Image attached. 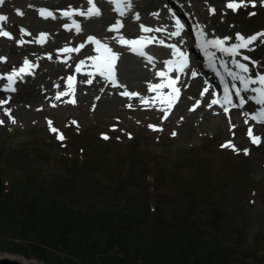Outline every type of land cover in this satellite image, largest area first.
Masks as SVG:
<instances>
[{"label": "trees", "instance_id": "1", "mask_svg": "<svg viewBox=\"0 0 264 264\" xmlns=\"http://www.w3.org/2000/svg\"><path fill=\"white\" fill-rule=\"evenodd\" d=\"M91 144L94 153L82 148L75 159L64 150L65 171L33 146L18 149L27 156L13 164L0 159L3 251L45 264H262L259 237L254 252L244 236L223 244L220 224L227 217L210 221L203 212L210 205L178 169L168 176L159 157L137 153L133 142L128 152L117 140ZM160 179L174 189L171 197L152 188L149 180L160 186Z\"/></svg>", "mask_w": 264, "mask_h": 264}, {"label": "rangeland", "instance_id": "2", "mask_svg": "<svg viewBox=\"0 0 264 264\" xmlns=\"http://www.w3.org/2000/svg\"><path fill=\"white\" fill-rule=\"evenodd\" d=\"M178 1L192 9L193 18L200 25L205 26L204 30L207 34L212 32L213 35H231L235 38L237 33L245 37L254 32L264 31V7L260 6L259 0H257L256 8H252L251 6L246 9L242 8L241 13L237 14L228 11L225 6L230 0H206V2H209V6L217 9L215 15L209 14L205 0ZM144 2L147 3V0H144ZM61 3L63 6L70 4L75 6L83 5L85 9L88 7L84 3V0L81 3L75 0H62ZM21 4L20 0H6L5 5L0 7V14L13 11L11 15L7 13V16L17 23L21 17L18 18L15 15V8H19L18 5ZM159 7L161 8L160 2L154 6V10L148 6L142 8V12L143 9L147 10V14L144 15L149 16L155 21L150 13L156 11ZM22 11H25L26 15L30 11L34 14L35 18L37 17L41 20L36 15V12L31 9L27 8V10L24 9ZM253 11L257 14L249 16L248 13ZM12 15H15V17H12ZM26 15L22 19H25ZM89 23L97 25V22L94 21ZM156 23L157 21L154 24ZM9 24L11 25L12 23ZM18 24L27 25L22 22ZM101 24H104L102 20ZM87 26L86 24L87 34L102 35V33H99V28H95L96 32H92L88 30ZM36 30L34 28L31 30V35L34 34V37H37L43 31ZM62 38L60 37L58 40ZM5 44L7 43L5 42ZM14 44V42H11V45L14 46ZM48 50L50 49L44 48L43 54L49 52ZM2 53L4 52L1 51L0 55ZM252 55L255 61H260L264 64V44H261L260 40L255 43V50ZM24 58L25 56L19 57L18 61H23ZM17 64L11 65L10 59L8 63L9 67L5 70H10ZM45 70L46 68L44 67L43 71ZM254 70L264 72V67ZM121 75V80L124 82L122 69ZM38 79L34 80L31 88L26 85L23 90L24 94H28L36 89L37 101L31 102L30 100H26L22 106L25 108V111H33L35 115L29 121H20L18 119L20 123H17V125L10 126L8 124L0 126L1 160H6L5 163L13 164L17 161L18 157L27 156V153L22 151L16 153V151H19L18 149L33 146L36 150H46L54 159L51 162L52 167L65 171L67 167V163L63 160L65 149L69 151L68 156L75 159L73 155L76 150L79 151L82 148H87L86 150L91 149L92 151L94 148H92L91 142L103 141V135L111 137V140L119 141L122 144L120 146L122 152L131 150L132 147H128L129 143H136L137 153L149 151L159 157L160 169L165 174L173 176L177 173L178 169L181 178L184 177L194 182L195 187L192 190L197 194L199 201H204L210 205L208 207L203 206V212L205 210L210 212L207 215L210 221H216L219 216H223V218L227 217L220 224V233L226 234L227 237L226 240H223L224 237H222L223 244H230L233 241L239 242L245 237L243 240L245 246L253 249L254 252L257 246L254 244V240L259 237L258 256L259 258L263 257L262 264H264V140L260 145V149L250 146L245 136V127L238 122L239 116L232 118L231 123L223 117L219 121L220 117L213 116L215 118L214 121H219L220 123L219 130L204 129L200 121L201 113H198L197 116L185 114L188 111L189 103L192 101L185 99V109H180L176 123L170 122L168 129L163 134H159L156 131H150L148 127L150 122H159L158 117L154 119V114L131 112L128 110L111 113L109 108H100L103 97H100V100H97L96 97L102 95V92L100 93V90L95 85H81L77 90L78 94L72 98V100H75V104L70 107L69 104L71 103H67L68 105L58 104L61 100H55L54 94L56 91L51 90L52 85H49L48 89L51 91L47 99L45 91L48 89L45 86H36ZM124 84L127 88H135L132 84ZM24 94H20L16 98L23 97ZM185 94L187 96V92ZM106 95L107 97H112L111 95H114V93L109 92ZM107 97L105 96L104 98L107 99ZM66 101H69V99H66ZM53 104L56 107H52L51 105ZM67 108L72 112L71 114L65 112ZM37 109L40 110L37 111ZM42 109L44 110L41 111ZM122 109H125V101H123ZM181 117H183L184 123H182ZM48 121L52 122L51 126L56 128L57 132L53 133L51 131ZM73 121H76V124H73ZM231 125L238 126L237 135L233 137L231 134L236 133V131ZM186 129H193V131L185 134ZM173 131L177 133L175 138L171 137ZM74 132L80 135L74 136ZM129 134L132 137L131 139H129ZM59 135H63L65 140L59 141L57 139ZM224 142H231L237 151H234L232 148L222 151L225 150L221 147V144ZM245 149L248 150V155L241 154L240 156H235L232 154V151L243 153ZM29 150L26 152H29ZM70 150H73L72 153H70ZM111 150H113V147ZM95 151L96 149L92 152L94 153ZM97 152L99 156H103L101 154L104 151L100 150ZM199 173H201L200 179H192ZM4 181L7 183L9 180L5 178ZM149 182L152 188L153 186L155 188L159 187L162 191L161 193L168 197L172 196L174 189L161 179L160 186L153 184L151 180ZM241 227L245 229L244 234L240 232ZM2 240L0 239V242ZM0 252L9 253L3 251L1 247ZM33 260L39 261L42 264L44 263L42 260Z\"/></svg>", "mask_w": 264, "mask_h": 264}, {"label": "snow or ice", "instance_id": "3", "mask_svg": "<svg viewBox=\"0 0 264 264\" xmlns=\"http://www.w3.org/2000/svg\"><path fill=\"white\" fill-rule=\"evenodd\" d=\"M5 3L6 0H0V7H3ZM104 3L111 6L110 12L114 13V16H106L102 8L98 6L97 0H86V4L88 5L86 9H83V5L78 8H73L71 5H68L66 9L57 10H50L45 6L38 7L29 0L27 8L38 13L39 17L44 21H62L63 29L68 33H73L74 31V34L77 36L84 33V23L104 21V30L114 34L112 37L106 38L115 39L119 46L126 48L135 57L142 58L145 62V67L151 66L149 70L155 72V76L160 82H147V92L155 93V95L151 97L139 96L136 91H130L125 84L120 83L117 79V65L121 60L122 53L114 51L111 46L102 42V40L94 34L86 36L87 45L94 46L95 51V55L87 56V61H90V64L86 63L85 59H80L74 67V72L76 74L87 77V79L81 80L80 83L92 85L93 79L99 77L100 79L97 80V83L103 82V87L100 88L101 92H104L105 88L110 86L115 89H123V91L118 92V95L125 97L127 101H133L139 98L140 103L149 108H156L158 102L160 105L159 111L162 113L161 123H163L168 119L170 111L180 101L181 88L183 87L186 90L191 86L190 84H182V78L190 77L191 79H196L201 75L197 69L192 67L190 54L183 50L182 33L185 31V25L178 18H175L173 14L175 20L174 31H168V29L163 27L152 28L140 22V13L135 11L136 0H104ZM259 3L260 6L264 7V0H259ZM225 6L233 13H236L241 8L246 9L249 6L256 8L257 0H239V2H237V0H230ZM164 7H167V5H164ZM169 11L171 12V9H169ZM208 11L210 15H215L216 10L214 7L208 6ZM57 12L59 15H57ZM150 14L155 18H159L160 16L159 11ZM256 14L257 13L254 11L248 13L249 16H255ZM15 15L24 18L26 13L20 8H15ZM74 17L81 18V20L78 22ZM125 20H130L132 23L137 24L141 35L135 38H126L125 35L122 34V29L125 28ZM8 21L9 17L7 15L0 14V38L12 41L15 37L4 27ZM89 27L99 28L100 25L89 23ZM204 27L203 25H197L198 33L195 46L204 56L207 67L218 77L222 87V95L216 92L213 85L204 81L205 86L199 93V99H196L195 104L189 111H196L202 103L204 107L208 109H212L213 106L218 105L226 116L231 110L238 109L240 110L241 116L244 117L245 124H248L249 120H251L258 125H264V72L256 70L255 74H253L254 69L264 67V64L260 61L251 60L248 55L244 54V51L255 50V42L257 40H260V43L264 44V31L256 33L248 38L237 33L235 42L229 43V41L232 40L231 37H224L223 39L215 36L209 37ZM19 33L21 34V38L17 40L16 43L17 46L23 47L29 43V41H26L23 37L30 36L31 32L26 30L23 26H20ZM157 33H166L167 39H176L179 43L166 42V39L156 35ZM47 40L48 34L40 32L38 39L33 42L43 45ZM153 45L168 50L167 54L169 58L159 61V63L163 65L160 69L156 67L158 62L154 59V56L145 51L146 48ZM85 47L86 44L80 42L77 47L65 46L61 51L65 55L81 53ZM225 57L228 59H225ZM47 58L52 60L53 57L51 54H48ZM244 61L248 63H244ZM6 62V58L0 57V63ZM64 63L67 65V61H64ZM249 65H251V67ZM67 66L72 67V65ZM35 67L36 65L30 63V61L25 58L23 66L18 70L13 67L8 75H0V80L7 81L6 86L0 88V92L6 94L15 93L17 88L14 85L17 79L23 81L25 76H32L33 72L31 70ZM220 69H222V71H220ZM76 81V75H69L67 77V87L69 91L58 92L55 99L60 100L63 96L74 95ZM56 87H60V85H56ZM165 89L169 91L165 92ZM210 89H212L211 93ZM205 95L209 97L207 101L204 100ZM96 99L100 100V97L97 96ZM188 99L192 100L193 97L189 96ZM11 100V95L0 98V111H2L3 116L7 117L8 122L15 125L17 120L13 117L11 109L6 107ZM64 102L75 104V100ZM249 103L257 106L252 113L244 110L245 106ZM51 106L56 107L55 104ZM127 107L131 109L132 103H128ZM181 120H183V117H181ZM48 123L51 131L53 133L57 132V129L51 126L52 122L48 121ZM72 123L76 124V121ZM229 123H231L230 117ZM5 124L6 121L0 119V126H5ZM231 127L234 128L235 126L231 125ZM149 128L157 132L163 131L162 127H157L155 125H149ZM171 135L175 137L177 133L173 131ZM247 135L251 139V143L257 146L260 144V137L254 136L251 128L248 129ZM102 138L104 140L109 139L107 135H103ZM131 138L129 134V139ZM57 139L62 142L65 140V137L59 135ZM221 147L232 148L234 151H237L231 142H226L221 145ZM243 154L248 155V150H243Z\"/></svg>", "mask_w": 264, "mask_h": 264}, {"label": "bare ground", "instance_id": "4", "mask_svg": "<svg viewBox=\"0 0 264 264\" xmlns=\"http://www.w3.org/2000/svg\"><path fill=\"white\" fill-rule=\"evenodd\" d=\"M23 0H20L21 3ZM78 3H81L83 0H75ZM154 5H157L158 2L157 1H153L152 2ZM147 10L143 9V15L147 14L146 13ZM10 13H13V11H11ZM28 15H26L25 19L19 18L18 21L27 24V26H29L30 28H34L37 30H40L41 28H50V29H54L57 30V23H52V22H45L42 20H39L37 17H34V14H32V12H27ZM12 17H15V15H12ZM34 17V18H33ZM144 19L145 21L143 22V24H146L145 22H148L149 24H151L152 18H150L149 16L144 15ZM97 22V25H101V21H95ZM93 24V23H91ZM131 27H133L131 25ZM130 27V28H131ZM88 30L92 31V32H96V29L93 27H89V24L87 26ZM47 29V30H48ZM125 30H129V28H126ZM102 31V30H100ZM58 33L62 36H65V38L63 40H61V42H64L66 40H69L71 35L58 31ZM17 38H19L17 36ZM5 42L7 44H5ZM51 41L48 39V41L46 42L47 44H50ZM116 46V45H113ZM42 46L40 45H35L32 48L29 47H19V46H13L11 45V42L9 43V41H4V40H0V52H7L11 58V65H14L17 63L19 57L24 56L26 53H30V51L34 52V53H40L42 51ZM53 48L52 45L49 46V49ZM164 52H168L165 50H161ZM58 59V57H56ZM140 61L136 58H133L131 56H129L126 52H124L123 58H122V73H123V81L126 84H132L135 87V90H143L146 88V82L149 81L152 78V74L146 70L145 68L140 66ZM44 67L46 68L45 71H43V73L39 76L38 79V83L36 84V86H45V88H49V85H54V83H59L62 82L66 76L72 72V67H68L66 64H63L61 62H59V60L57 61V63L54 62H49L44 60L43 63ZM5 68L2 67V70H4ZM198 85H199V81H193L192 85L190 87V89L187 92V100L188 97H197L198 95ZM97 89L100 90L99 86H96ZM36 90V89H35ZM35 90L31 91L28 94H24L23 97H18L15 98L16 99V103L12 104V108L14 109V111L16 112V115L18 117V119L20 121H29L30 118L32 116L35 115V113L33 111H25V108L22 107L24 105V103L26 102V100H30L31 102H35L37 101L38 97L37 94H35ZM110 91H105L104 96H107L106 94H108ZM29 101V102H30ZM71 107V106H70ZM104 107L109 108L111 110V113H117V112H122L124 109L123 108V100L121 98H119L116 94H114V96L112 97H107V99L103 98V100L100 103V108ZM11 108V107H10ZM180 109L184 110L185 109V104H183ZM66 113H72L71 111H69V108L66 109L65 111ZM198 113H201V126L204 129H210V130H219L220 128V123L219 121L222 120V117L219 118V121H214V117L210 114V112L206 111V110H200L198 112H195L193 114L189 113L188 111L185 112V114H190V116H197ZM16 119V117H15ZM18 119H16L18 121ZM5 120V119H4ZM6 121V120H5ZM20 123V122H18ZM187 131L185 132V134H189L190 132L193 131V129H186ZM194 136V135H192ZM4 256H9L10 258L16 259L21 261L23 264H33V260L27 259L23 256H19V255H14V254H1L0 253V258L4 257Z\"/></svg>", "mask_w": 264, "mask_h": 264}, {"label": "water", "instance_id": "5", "mask_svg": "<svg viewBox=\"0 0 264 264\" xmlns=\"http://www.w3.org/2000/svg\"><path fill=\"white\" fill-rule=\"evenodd\" d=\"M1 254H9V253H1ZM0 264H23V263L19 260L10 258L9 256H4L0 258ZM33 264H42V263L33 260Z\"/></svg>", "mask_w": 264, "mask_h": 264}]
</instances>
